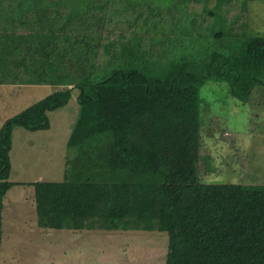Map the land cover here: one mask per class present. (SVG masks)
<instances>
[{"label":"trees","instance_id":"obj_1","mask_svg":"<svg viewBox=\"0 0 264 264\" xmlns=\"http://www.w3.org/2000/svg\"><path fill=\"white\" fill-rule=\"evenodd\" d=\"M124 3L0 0V85L80 92L63 181L18 183L34 188L38 227L157 232L168 237L165 264H264V186L204 183L199 174L200 89L226 82L245 102L264 84V37L244 36L231 56L213 53L199 73L177 63L160 70L150 64L169 47L128 36L131 24L159 12ZM121 18L131 24L118 37L99 31ZM70 89L0 131V253L4 199L18 185L10 181L12 132L49 129L47 113L68 104Z\"/></svg>","mask_w":264,"mask_h":264},{"label":"rangeland","instance_id":"obj_2","mask_svg":"<svg viewBox=\"0 0 264 264\" xmlns=\"http://www.w3.org/2000/svg\"><path fill=\"white\" fill-rule=\"evenodd\" d=\"M124 6L142 11L150 7L160 17L146 16L135 26L121 18L99 31L113 39L127 30L129 23L133 28L129 37L137 33L136 37L150 42L154 37V50L165 44L169 47L162 49L166 56L150 64L160 70L177 63L199 73L213 53L231 56L244 36L264 37V1H246L244 5V0H125ZM155 22L156 30L152 28ZM68 89L0 85V131L8 119ZM70 90L68 104L47 113L49 129L13 130L11 182L63 181L67 142L79 113L80 92ZM200 94L201 181L264 186V84H257L245 102L231 94L226 82L209 80ZM32 189L18 184L5 196L0 264H165L168 237L157 232L39 228Z\"/></svg>","mask_w":264,"mask_h":264},{"label":"crops","instance_id":"obj_3","mask_svg":"<svg viewBox=\"0 0 264 264\" xmlns=\"http://www.w3.org/2000/svg\"><path fill=\"white\" fill-rule=\"evenodd\" d=\"M18 183H21V184H25V182H18ZM17 184V183H16ZM29 187H31V186H29ZM33 190V189H32Z\"/></svg>","mask_w":264,"mask_h":264}]
</instances>
